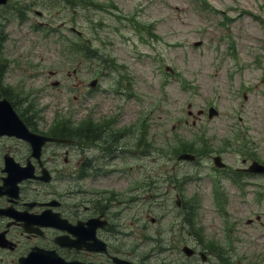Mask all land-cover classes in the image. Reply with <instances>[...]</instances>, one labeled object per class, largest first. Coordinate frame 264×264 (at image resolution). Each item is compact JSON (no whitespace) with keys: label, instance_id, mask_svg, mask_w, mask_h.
<instances>
[{"label":"rangeland","instance_id":"obj_1","mask_svg":"<svg viewBox=\"0 0 264 264\" xmlns=\"http://www.w3.org/2000/svg\"><path fill=\"white\" fill-rule=\"evenodd\" d=\"M30 1L24 0L22 9V14L32 19L31 24L24 22L20 26L23 59L34 64L35 71L43 66H47V75L51 69L56 71L52 77L38 75L32 79L28 69L23 78L26 85L32 86L35 97L68 104L73 113L67 115L72 114L75 121L87 115L118 116L137 125L139 118L145 120L152 143L150 155L143 161L134 158L133 162L148 163L155 175L165 167L176 166V174L182 177V188H177L183 190L186 198L197 201V216L205 235L225 239L226 215L217 211L218 204L212 197L215 183L210 166L175 164L176 158L172 160L168 155L172 144L179 140L197 139L201 145L203 140L196 133L203 131L211 137L214 147L223 145L227 138L237 146L231 128L234 126L243 129L246 143L256 146L264 158V0H98L112 6L100 11L90 5L83 13L82 5L77 3L62 10L63 0H39L33 6L26 3ZM35 9L42 11L44 18ZM130 13L149 30L136 28L134 21L123 20L121 14ZM119 15L123 18L119 19ZM71 19L90 42L87 47L92 49L89 47L87 52H94L101 40L110 39L113 45L105 51H113L121 64L120 71L105 76L101 87L93 90L89 81L99 74L92 71L83 56L81 59V54L78 62L71 61L74 53L67 39L77 38L68 27L73 23ZM196 41L202 43L194 45ZM16 74L23 76L21 70ZM121 77L123 84H118L114 79ZM57 80L60 84L52 85ZM211 104L221 110L214 119L208 117L207 107ZM201 108L207 114L197 118L193 125L188 110L196 114ZM238 115L242 116L241 121ZM237 157L235 152L227 156ZM139 174L136 170L134 176ZM254 180L264 182L263 178ZM169 187L165 184L156 191L164 192ZM175 190H167L166 196H160L166 199V204L156 203L154 197L135 203L133 213L140 215L136 222L152 225L151 217L155 216L160 217L161 224L152 228H167L175 223L178 220L175 193L172 194ZM248 205L256 208L253 211L264 210V200L258 205ZM247 209L248 206H243L241 211L232 213L236 221L233 216L228 218L232 223L230 237L241 240L232 243L237 251L234 258L240 256L241 264H264V223L246 224Z\"/></svg>","mask_w":264,"mask_h":264},{"label":"flooded vegetation","instance_id":"obj_2","mask_svg":"<svg viewBox=\"0 0 264 264\" xmlns=\"http://www.w3.org/2000/svg\"><path fill=\"white\" fill-rule=\"evenodd\" d=\"M22 3L0 0V121L10 124L0 128V264H21V257L40 248L56 250L66 261L79 263L118 264L113 259L118 256L134 264H230L231 244L204 245L197 238L196 244L187 243L177 230L152 235L146 226H139L130 236L137 233L145 239L136 245L122 244L120 237L131 230L120 217L134 201V188L129 186L134 166H123L122 175L114 167L122 157L132 155L126 147L134 140L118 117L84 116L75 122L60 102L41 106L32 99L20 100L21 84L14 80L26 65L17 26ZM96 62L99 80L112 75L106 72L115 63L109 65L100 53ZM247 161L244 157L241 165L226 168L238 179L226 193L228 215L247 204V195L260 197L256 190H247L257 184L247 177L253 175L247 172ZM148 180L149 175H144L142 191ZM121 182L126 189L114 191ZM99 239L104 248L86 247L88 243L102 246ZM186 244L195 246L184 255ZM201 251L208 254L207 261L201 259Z\"/></svg>","mask_w":264,"mask_h":264},{"label":"water","instance_id":"obj_3","mask_svg":"<svg viewBox=\"0 0 264 264\" xmlns=\"http://www.w3.org/2000/svg\"><path fill=\"white\" fill-rule=\"evenodd\" d=\"M93 84H94V82H93ZM181 157H192V156L189 154H183V155H181ZM86 246H87V248H91V249H93V247H94L92 244H89V243L86 244ZM36 254L39 255L38 252H36ZM33 260H34V262L32 261V264H76L77 263V262H67V261L63 260L56 253V251H52V252L51 251H44V256L39 257L36 255ZM28 261H30V259H28ZM126 263H128V261L122 260V264H126ZM80 264H82V263H80Z\"/></svg>","mask_w":264,"mask_h":264}]
</instances>
